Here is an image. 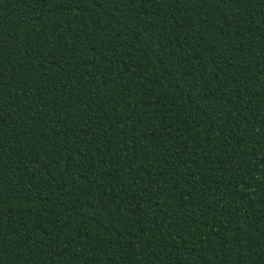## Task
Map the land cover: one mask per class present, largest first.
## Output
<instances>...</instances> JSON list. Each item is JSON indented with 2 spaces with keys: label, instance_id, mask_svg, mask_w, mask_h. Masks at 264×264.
I'll use <instances>...</instances> for the list:
<instances>
[{
  "label": "trees",
  "instance_id": "16d2710c",
  "mask_svg": "<svg viewBox=\"0 0 264 264\" xmlns=\"http://www.w3.org/2000/svg\"><path fill=\"white\" fill-rule=\"evenodd\" d=\"M0 264H264V0H0Z\"/></svg>",
  "mask_w": 264,
  "mask_h": 264
}]
</instances>
